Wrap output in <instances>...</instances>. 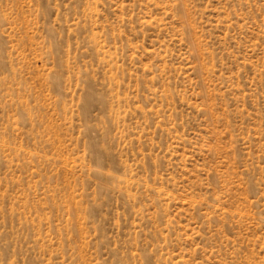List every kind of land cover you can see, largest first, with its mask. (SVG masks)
<instances>
[{
    "label": "rangeland",
    "instance_id": "obj_1",
    "mask_svg": "<svg viewBox=\"0 0 264 264\" xmlns=\"http://www.w3.org/2000/svg\"><path fill=\"white\" fill-rule=\"evenodd\" d=\"M0 264H264V0H0Z\"/></svg>",
    "mask_w": 264,
    "mask_h": 264
}]
</instances>
